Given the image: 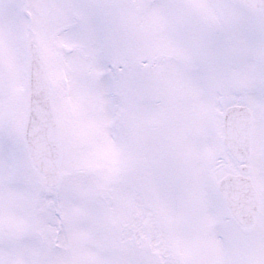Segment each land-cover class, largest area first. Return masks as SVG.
<instances>
[{
  "label": "snow or ice",
  "instance_id": "1",
  "mask_svg": "<svg viewBox=\"0 0 264 264\" xmlns=\"http://www.w3.org/2000/svg\"><path fill=\"white\" fill-rule=\"evenodd\" d=\"M0 264H264V0H0Z\"/></svg>",
  "mask_w": 264,
  "mask_h": 264
}]
</instances>
